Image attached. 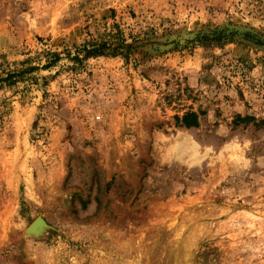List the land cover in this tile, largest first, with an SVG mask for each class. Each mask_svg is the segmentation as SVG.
I'll use <instances>...</instances> for the list:
<instances>
[{"label": "rangeland", "instance_id": "1", "mask_svg": "<svg viewBox=\"0 0 264 264\" xmlns=\"http://www.w3.org/2000/svg\"><path fill=\"white\" fill-rule=\"evenodd\" d=\"M0 264H264V0H0Z\"/></svg>", "mask_w": 264, "mask_h": 264}, {"label": "trees", "instance_id": "2", "mask_svg": "<svg viewBox=\"0 0 264 264\" xmlns=\"http://www.w3.org/2000/svg\"><path fill=\"white\" fill-rule=\"evenodd\" d=\"M93 51H99V50H97L96 48H94L93 49ZM51 56H52V60H55V59H57L59 56H58V53H56V52H53L52 54H51ZM54 56V57H53ZM75 58L77 59V60H79L78 59V55H76L75 56ZM51 61H48L46 64H44V66H48L49 65V63H50ZM9 76H11V74H7L6 75V77H4V78H2V80H5L6 78H8ZM242 120H245L246 119V116H244V117H242L241 118ZM247 120V119H246ZM175 121L177 122V123H179V125H182V126H184V127H186V128H189V127H196V126H198V124H199V122H198V114L196 113V112H194V111H188V112H185L182 116H177L176 118H175Z\"/></svg>", "mask_w": 264, "mask_h": 264}, {"label": "water", "instance_id": "3", "mask_svg": "<svg viewBox=\"0 0 264 264\" xmlns=\"http://www.w3.org/2000/svg\"><path fill=\"white\" fill-rule=\"evenodd\" d=\"M225 31L227 33H230V32H233V31H236L240 36L242 34H244L245 32H252L251 29L249 28H245V27H240V26H227V28H225ZM263 40V39H262ZM37 220V219H36ZM35 220V221H36ZM31 226V225H30Z\"/></svg>", "mask_w": 264, "mask_h": 264}, {"label": "bare ground", "instance_id": "4", "mask_svg": "<svg viewBox=\"0 0 264 264\" xmlns=\"http://www.w3.org/2000/svg\"><path fill=\"white\" fill-rule=\"evenodd\" d=\"M42 225H43V224H42L41 220L37 219L36 221H34V222L31 224L30 229H32V231H33L34 233L37 234L38 230L41 229V227H43ZM43 228H44V227H43ZM33 229H34V230H33ZM41 230H42V229H41ZM32 231H31L30 233H32ZM39 232H40V231H39ZM39 232H38V233H39Z\"/></svg>", "mask_w": 264, "mask_h": 264}, {"label": "crops", "instance_id": "5", "mask_svg": "<svg viewBox=\"0 0 264 264\" xmlns=\"http://www.w3.org/2000/svg\"><path fill=\"white\" fill-rule=\"evenodd\" d=\"M198 122H199V118H198Z\"/></svg>", "mask_w": 264, "mask_h": 264}, {"label": "built area", "instance_id": "6", "mask_svg": "<svg viewBox=\"0 0 264 264\" xmlns=\"http://www.w3.org/2000/svg\"><path fill=\"white\" fill-rule=\"evenodd\" d=\"M98 117V116H97Z\"/></svg>", "mask_w": 264, "mask_h": 264}]
</instances>
